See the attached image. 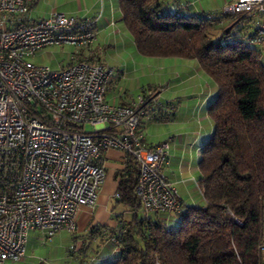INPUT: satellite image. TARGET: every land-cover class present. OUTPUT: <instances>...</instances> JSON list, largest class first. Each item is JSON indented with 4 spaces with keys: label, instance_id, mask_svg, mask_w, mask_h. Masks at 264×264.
Instances as JSON below:
<instances>
[{
    "label": "built area",
    "instance_id": "2783aa9c",
    "mask_svg": "<svg viewBox=\"0 0 264 264\" xmlns=\"http://www.w3.org/2000/svg\"><path fill=\"white\" fill-rule=\"evenodd\" d=\"M34 0H0V264L22 261L31 231L41 243L75 233L82 207H93L106 172L105 152L136 158L135 192L146 213L179 211L177 191L164 173L169 143H144L143 120L166 116L158 89L118 104L105 94L114 69L78 59L97 40L95 18L52 10L32 18ZM220 14L254 20L246 42L264 48V0H234ZM49 46L74 50L65 66L51 68L33 57ZM95 127L86 132L82 126ZM263 251L264 247H260Z\"/></svg>",
    "mask_w": 264,
    "mask_h": 264
},
{
    "label": "trees",
    "instance_id": "16d2710c",
    "mask_svg": "<svg viewBox=\"0 0 264 264\" xmlns=\"http://www.w3.org/2000/svg\"><path fill=\"white\" fill-rule=\"evenodd\" d=\"M118 6L140 55L195 60L217 93L207 108L213 132L198 161L204 206L180 205L174 221L146 213L135 192L138 163L125 153L115 202L130 215L117 217L114 229L89 232L116 249L106 264H264V64L261 50L245 40L253 32L237 27L252 19L180 15L164 0H118Z\"/></svg>",
    "mask_w": 264,
    "mask_h": 264
},
{
    "label": "crops",
    "instance_id": "0c3cea01",
    "mask_svg": "<svg viewBox=\"0 0 264 264\" xmlns=\"http://www.w3.org/2000/svg\"><path fill=\"white\" fill-rule=\"evenodd\" d=\"M232 1L234 0H164L168 11L180 15H219L221 8ZM52 10L77 17L95 18L97 40L91 50L83 52L84 57L96 59L99 47L104 48V53L108 52L111 46L115 47L111 49L112 53L118 48L125 51L124 54L130 51L129 47L131 48L133 41L123 25L118 0H34L30 6V16L32 18L47 16ZM237 27L241 28L244 34H249L254 32L256 24L253 19H247L241 21ZM41 52L42 50L33 58ZM105 63L113 68V64L106 60ZM119 65L122 66L120 61ZM167 68L158 69L157 77L160 82L150 85L149 88L158 89L160 103L162 106L169 103L171 110L164 117L143 120L141 130L144 143L147 147H151L168 141V157L163 170L177 191L181 208L204 206V198L197 183L198 161L203 144L213 132V122L208 116L207 108L216 96V85L195 60L172 61ZM111 82L112 78L106 90V100L125 105L133 103L134 97L124 92L118 94L111 92ZM124 163L123 151L110 148L105 152L102 164L106 177L96 203L93 207L81 208L77 218V230L75 234L69 233L81 245L80 252H84L86 258L79 257L72 264H106L116 255V249L109 243L105 245L99 242L97 236L91 237V242L84 247L85 239L82 235L89 233L91 229H98V232L114 229L118 224L117 217L120 215L124 218L129 217L130 212L123 205L115 202L118 185L115 175L124 168ZM161 217L175 220L172 215H160ZM30 235L39 237L37 231H31ZM28 247L27 241L25 255ZM24 263L26 261L22 264Z\"/></svg>",
    "mask_w": 264,
    "mask_h": 264
},
{
    "label": "rangeland",
    "instance_id": "374dc122",
    "mask_svg": "<svg viewBox=\"0 0 264 264\" xmlns=\"http://www.w3.org/2000/svg\"><path fill=\"white\" fill-rule=\"evenodd\" d=\"M113 45L115 46V44ZM109 48V51L104 53V48L99 47L96 55L97 57L99 56L100 59H103L104 62L106 60L113 64L115 71L112 77L110 91L116 92L117 94L124 92L128 96L134 98L137 94L147 92L150 85L160 82L159 77H157V73L159 72L158 69L167 68L172 61L192 62V60L176 57L158 58L142 56L136 51L132 42L131 48L129 47L130 51L126 54H124L125 51L119 48L112 53L111 49L115 47L111 46ZM259 49L261 50V61L264 64V48ZM73 50L74 49L69 46H49L43 49L40 55L33 58V61L35 63L46 64L51 68L65 66ZM119 61L122 65L121 67H119ZM82 128L86 132L95 130V127L89 123L83 125ZM71 234L66 231L60 232L56 234L51 241L45 243H41L37 236L30 235L28 238L29 247L25 258L19 262H5L2 264H22L23 261H26L24 264H72L73 262L75 263L79 257L86 258L84 252H80L81 245L72 238L73 235ZM92 235L94 234L86 233L82 235L83 239H85L84 247H86L87 243L91 242ZM262 253L264 255V250Z\"/></svg>",
    "mask_w": 264,
    "mask_h": 264
}]
</instances>
